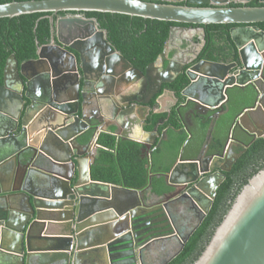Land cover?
Returning <instances> with one entry per match:
<instances>
[{"label":"water","instance_id":"1","mask_svg":"<svg viewBox=\"0 0 264 264\" xmlns=\"http://www.w3.org/2000/svg\"><path fill=\"white\" fill-rule=\"evenodd\" d=\"M182 1L185 4L179 5ZM251 1L28 0L0 4V18L77 14L55 22L54 44L39 46L34 60L18 66L11 55L3 70L0 264H143L142 252L152 243L177 238L182 248L197 226L179 237L169 204L189 200L205 216L223 174L239 157H230L227 149L231 145L246 148L233 139L234 128L245 136L264 138V31L257 26L264 23V6H247ZM258 2L264 5V0ZM79 13L118 14L179 26L170 27L163 52L142 71L108 44L95 20ZM219 24L237 26L230 30V39L238 62L198 59L206 43L203 27ZM167 52L173 54L166 57ZM181 73L188 79L181 92L187 98L182 107L189 103L192 107L183 114L177 109L187 141L170 173L160 174L170 190L151 203L141 191L92 181L97 136L113 123L116 137L134 140L133 130L145 121L135 114L142 109L149 112L162 85L171 84ZM235 89L241 93L233 95ZM232 98L254 103L233 119L222 151L206 157L203 148L197 159L183 160L192 137L191 119H202L204 124L212 118V132L228 113L225 105ZM215 110L214 117H207ZM88 130H93V137L81 145L79 137ZM152 133L158 136L156 127ZM163 141L165 132L158 142L149 135V141H143L144 156L151 160ZM193 264H264V166L235 196Z\"/></svg>","mask_w":264,"mask_h":264},{"label":"trees","instance_id":"2","mask_svg":"<svg viewBox=\"0 0 264 264\" xmlns=\"http://www.w3.org/2000/svg\"><path fill=\"white\" fill-rule=\"evenodd\" d=\"M12 1L28 0H0V4ZM184 4L182 3V5ZM230 6L233 7V5ZM247 6L264 5L260 4L258 0H252ZM84 17L95 20L99 30L106 34L108 44L134 67L142 71L163 52L170 27L179 26V24L171 22L118 14L84 13ZM55 19L53 13L0 18V85L8 58L13 55L18 66L26 61L34 60L38 47L49 43ZM234 26L219 24L203 27L207 50H205L202 59L220 63L238 62L236 49L231 42L229 32ZM257 26L264 30V23ZM223 47H228L229 53L226 56L219 57L211 52H217ZM187 85L188 79L184 73H181L172 84L164 85L163 88L173 91L181 103L185 101L181 92ZM249 103L250 101L246 100L243 106ZM150 106H154V100ZM189 107H191L190 103L180 113H184ZM160 122L163 124L158 125ZM156 126L159 133L167 130V140L153 151L151 160L142 153V144L119 139L110 132L100 133L96 139L98 148L95 152V159L90 168L91 180L141 191L144 200H148L145 194L159 199L167 193L169 187L160 174H167L170 171L181 147L187 141V135L176 110H173L169 115L154 113L151 110L145 120L144 129L151 131ZM208 126L209 124L206 122L200 126V129L206 130ZM240 133L244 139L245 136L241 130ZM92 137L93 130H88L79 137V143L86 145ZM250 141L251 139L245 141L246 144H249L247 149L233 164L230 172L224 174V180L215 190V197L208 213L186 239L175 257L165 264H193L203 251L214 229L230 208L235 196L247 181L264 166V138L255 139L251 143ZM215 146H217V151L221 149L222 144L217 142L213 145V147ZM238 178L240 181L237 180Z\"/></svg>","mask_w":264,"mask_h":264},{"label":"crops","instance_id":"3","mask_svg":"<svg viewBox=\"0 0 264 264\" xmlns=\"http://www.w3.org/2000/svg\"><path fill=\"white\" fill-rule=\"evenodd\" d=\"M236 90L238 91V89H235L234 91H232V94L235 95V96L237 94ZM184 100H185L184 102H186L187 98H184ZM176 101L177 100H174V98L170 94L166 93V94L160 95L159 98H158L159 105H157V108L154 110V113L166 114L165 110L163 108L170 107L169 109H171L174 106V104H176ZM249 101H250V103L248 105H250L252 103V99H250ZM227 104H228V113H226L225 115L220 117L221 120L217 124L218 127L216 129H214L212 132L210 131L209 126H208V128L206 130H201L200 129V126L202 125V119H199V118H196V117H193L191 119L192 126L189 129H190L192 137H191L190 140H188V143H187V145L184 148L183 154L181 156V158L183 160H195V159H197L198 152L201 149H203V148H204V151H205L204 154L206 155V157L211 156L212 154H214L216 152L217 146L213 147V145L217 144V142H220V144H222L221 149L226 145V142H227V139H228V135H229V129H230L231 125H232L233 119L238 114H240V112L242 111L241 109L244 108V106H243L244 102H240L237 99L233 100V98H232ZM149 113H150V111L147 112L145 109H142L140 112H137L135 115L140 121V117L141 116H144L145 120H146V118H147ZM212 120L213 119L210 118L208 124H210V122H212ZM162 124H163V122L161 124L158 123V125H162ZM108 125L109 126L107 128V132L113 133L115 135V133L117 132V128L113 125V123H108ZM144 125H145V121H144L143 125H140L141 127H135V129L133 130L134 140H130V141L137 142V143H140V144L143 145V141L144 142L145 141H149V135L152 134L153 138L155 139V141L158 142L160 140V138L162 137V133L163 132L166 133V137H167V132H166L167 130H164L163 132L159 133L158 129H157V126H156V131H157V134H158V136H157L154 133H152L153 130L146 131L144 129ZM236 131H234L236 133H233V134H235L233 136L236 139H238V138L241 139L242 136H241V133H240V129H236ZM210 133H211V135H210ZM179 154H180V151H179L176 159L174 160V162H173V164H172V166L170 168V171L172 170L173 165L178 162L179 157H180ZM170 171L168 173H170ZM208 174H210V173H207V175ZM168 187H169V190H170V186H168ZM145 196L148 197V199H150L149 201L151 203L159 200V199L153 198V196H150L149 194H145ZM181 200H183V199H179V200H177V201H175L173 203H170L169 206H168L169 213L171 214V217L173 219H175V220L178 217L181 220V217H180V216H182L181 213L184 212L183 210H180V209L184 208V205L182 203L183 201H181ZM185 201H187L188 205L195 206L196 211L197 210L201 211V208L197 204H195V203L193 204L189 200H185ZM192 208H194V207H192ZM171 211L174 212V215L171 213ZM186 225L187 224L184 221V224L182 226L186 227ZM174 240H175L174 241L175 244L178 247V244H177V241H176L177 239H174ZM156 249H158V248H156ZM165 251H170L171 252V250H169V249H166ZM175 251H178V250L175 249V250L172 251V253L174 254ZM173 254H171V255H173ZM147 257H148V254H147V251H145L144 252V257H143L144 261L146 260ZM144 263L145 264L146 263L149 264L150 262L149 261L148 262L145 261Z\"/></svg>","mask_w":264,"mask_h":264},{"label":"flooded vegetation","instance_id":"4","mask_svg":"<svg viewBox=\"0 0 264 264\" xmlns=\"http://www.w3.org/2000/svg\"><path fill=\"white\" fill-rule=\"evenodd\" d=\"M182 3H185V1H182V2H180L179 3V5L181 4L182 5ZM75 15H77V14H75V13H68V12H66V13H57V14H54V16H55V21H54V23H53V25H52V30H51V37H50V39H49V43L48 44H54V42H55V38H54V33H52V31H53V26H54V24H55V22L58 20V19H60V18H65V17H73V16H75ZM79 15L80 16H84V13H79ZM237 26H234V27H232L231 29H233V28H236ZM259 28V27H258ZM262 30V29H261ZM264 31V30H263ZM230 32V31H229ZM219 35V34H218ZM194 41H197V38L195 37L194 38ZM187 44L186 43H184L181 47L183 48L184 46H186ZM205 45H206V43H205ZM204 45V47L202 48V50H201V52H200V54H199V57H198V59L199 60H203L202 59V56L204 55V53L206 52L205 50H207L206 49V46ZM236 49V48H235ZM211 52H213V54L214 55H217V56H219V57H221V56H226V55H228V53H229V50H228V47H223L222 49H220L219 51H217V52H215V51H211ZM237 52V51H236ZM173 54V52H171V53H166V57H170L171 55ZM202 54V55H201ZM77 56V55H76ZM205 60V59H204ZM224 63H226V64H229V63H233V62H224ZM165 67V64L163 65V68ZM263 76H264V71H263ZM175 81V79L173 80V82ZM172 82V83H173ZM171 83V84H172ZM164 85H166V84H164ZM164 85H162V92H161V94L160 95H162V94H170L173 98H174V100H177L176 101V104H174V106L171 108V109H169V113H166V114H170L173 110H176V112H177V109H179V111H181V110H183V109H185L184 107H182V105L184 104V102H181V103H179V99H178V97L175 95V93L173 92V91H171V90H168V89H165V88H163V86ZM170 85V84H169ZM247 90H250V88L248 87L247 88ZM164 91V92H163ZM236 92H237V94L239 95L241 92L238 90H236ZM181 96H182V94H181ZM183 97V96H182ZM159 98V97H158ZM158 98H156V99H154V106L153 107H151L150 106V108H151V110H153V112H154V110L157 108V103H156V101L158 100ZM152 102V101H151ZM253 100H252V103L250 104V105H245L246 107H249V106H251V105H253ZM190 106L192 107V104H190ZM244 106V107H245ZM245 107V108H246ZM168 107H166V108H163L164 110H166ZM225 108H228V104L227 105H225ZM243 109V108H242ZM241 109V110H242ZM150 110V111H151ZM216 111L217 110H215V111H212V112H209L208 114H207V117H214L213 115L216 113ZM183 114V113H182ZM167 120V119H166ZM215 128H216V126H215ZM236 129H239L237 126L234 128V130H233V133H235L234 131H236ZM233 135H235V134H232V137H233V139L234 140H238L241 144H243V145H245L246 146V148L245 149H242L241 147H235V146H229V148L227 149V151H228V154H229V156L230 157H232L233 155H236V154H239V157L241 156V154L243 153V152H245V150L247 149V147H248V145L249 144H246L245 143V141L247 140V139H251V141H250V143L252 142V141H254L255 139L254 138H252L251 136L249 137V136H245L244 137V139H240V138H238V139H236ZM166 140H167V137H166ZM243 140H245V141H243ZM163 142H165V141H163ZM162 142V143H163ZM161 146V145H160ZM223 149V148H222ZM222 149H220V150H218L217 152H221L222 151ZM213 155V154H212ZM238 157V158H239ZM237 161V160H236ZM235 161V162H236ZM234 162V163H235ZM233 163V164H234ZM233 166V165H232ZM231 170V169H230ZM230 170L227 172V173H229L230 172ZM224 174H226V173H224ZM223 174V175H224ZM238 181H240V179L238 178L237 179ZM220 184H221V182H220ZM219 184V185H220ZM181 201H183L182 203H183V205H184V208H182V209H180V210H183L184 212H182L181 214H182V216H183V214L184 213H186L187 214V219H190L191 221L193 220V221H195L196 223H197V225L200 223V221H202V219L204 218V214L202 213V211H199V210H197L196 211V208H195V206H190V205H188L187 204V201H185V200H181ZM192 207H194V208H192ZM179 210V211H180ZM193 212H192V211ZM171 213L174 215V212L173 211H171ZM179 213V212H178ZM182 216H180L181 217V219H182ZM170 217H171V214H170ZM171 219H172V221H173V224H174V227H175V229L177 230V225H176V221H175V219H173L172 217H171ZM182 221H183V219H182ZM186 223H190V222H186ZM197 225H195V227L197 226ZM194 227H192V229H193ZM191 229V230H192ZM190 230V231H191ZM178 232V231H177ZM178 235H179V237H184L185 235H181L179 232H178ZM174 239H177V238H171V239H168V240H161V241H157V242H155V243H152V244H150L142 253H143V257H144V252L145 251H147V254H148V257L146 258V260L145 261H149L150 263L149 264H153V259H154V257H156V256H159L158 257V259L160 258V256H163V254H165V250L166 249H169V250H171V251H173V250H179L180 249V243L178 242L179 240L177 239L176 241H177V244H178V247H177V245L174 243ZM176 246V247H175ZM156 248H158V249H156ZM178 251H176L175 253H174V255L177 253ZM160 253V254H159ZM174 255H172V256H174ZM171 256V257H172ZM170 259V258H169ZM169 259H163V260H160V262H159V264H164L166 261H168ZM144 259H142V263L143 264H145L144 262ZM147 264V263H146Z\"/></svg>","mask_w":264,"mask_h":264},{"label":"rangeland","instance_id":"5","mask_svg":"<svg viewBox=\"0 0 264 264\" xmlns=\"http://www.w3.org/2000/svg\"><path fill=\"white\" fill-rule=\"evenodd\" d=\"M179 218V217H178ZM176 219L175 221H176V225H177V231L181 234V235H185V234H187V233H189L190 232V230H191V228L192 227H195V225L197 224L195 221H191L190 219H186L187 218V214L186 213H184L183 214V216H182V219H183V221H182V219L180 220V218L179 219ZM184 221L185 222H190V223H186L187 225H186V227H184V226H182L183 224H184ZM175 243V242H174ZM176 252V251H175ZM160 254V253H159ZM171 254H173L172 253V251L170 252V251H166L165 252V254H163V256H160V258L158 259V257L159 256H156V257H154V259H153V264H159V262H160V260H163V259H169V258H171ZM174 255V254H173Z\"/></svg>","mask_w":264,"mask_h":264}]
</instances>
